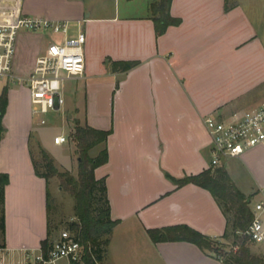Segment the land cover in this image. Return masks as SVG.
I'll return each mask as SVG.
<instances>
[{"label":"crops","instance_id":"1","mask_svg":"<svg viewBox=\"0 0 264 264\" xmlns=\"http://www.w3.org/2000/svg\"><path fill=\"white\" fill-rule=\"evenodd\" d=\"M152 1L122 13L95 10L84 0H0V19L32 14L83 27L85 72L71 78L86 82L85 114L80 120L75 107L68 118L111 131L108 160L95 169L97 178H105L111 218L117 220L105 263L224 264L189 241L153 242L147 229L184 223L222 237L226 218L213 195L192 183L177 186L173 178L210 167L206 115L227 118L264 97V35L239 1L172 0L171 14L181 22L157 36ZM43 37L32 31L17 38L15 73L33 69ZM23 49L29 54L26 67L19 62ZM114 61L136 64L123 70L114 68ZM18 91H26V119L15 114V124L8 125L0 142V172L9 174L5 230L0 231L4 264L24 261L26 252L38 250L47 237V182L35 173L31 139L40 137L48 151L61 146L53 138L62 131L51 135L34 125L29 91L23 86ZM11 93L8 89L7 108L16 104ZM62 157V162L72 160V152ZM221 166L252 197L264 185V144L224 158Z\"/></svg>","mask_w":264,"mask_h":264},{"label":"trees","instance_id":"2","mask_svg":"<svg viewBox=\"0 0 264 264\" xmlns=\"http://www.w3.org/2000/svg\"><path fill=\"white\" fill-rule=\"evenodd\" d=\"M172 0H153L150 3V17L154 22L156 35L163 34L171 25L181 22L179 17L173 16L170 11ZM136 61H114V68L127 70L133 67ZM8 105V88L5 86L0 93V142L6 131L3 122ZM111 131L98 129L87 123L82 124L75 120L69 133V139L74 143L78 156L77 174L70 170H60L54 159L41 148L45 160V171H41L38 162L33 156L35 173L45 178L47 182L46 206L48 216L47 237L42 240L41 247L46 250L51 243V227L49 214L51 210L49 179L56 176L61 180L63 188L75 199V216L77 220L71 221L69 226L84 244L83 264H105L107 246L117 220L111 218L110 204L107 196L105 178H97L95 169L107 162L108 150L106 140ZM102 144L95 155L90 150ZM177 186L192 183L207 189L219 204L226 218L225 231L222 237L234 235L232 245L236 249L222 250L217 245L215 238L199 230L181 223L163 227L148 228L147 233L153 242L183 240L196 244L202 250L215 255L224 264H264V254L253 252L250 241L246 236L236 233L244 230L250 223L252 214L249 199L239 190L227 170L222 166L208 167L197 173L181 178H173ZM9 182V174L0 172V231L5 230V188ZM3 244L0 243V247Z\"/></svg>","mask_w":264,"mask_h":264},{"label":"built area","instance_id":"3","mask_svg":"<svg viewBox=\"0 0 264 264\" xmlns=\"http://www.w3.org/2000/svg\"><path fill=\"white\" fill-rule=\"evenodd\" d=\"M72 22L68 19H51L40 15L24 14L15 21H0V78L26 87L30 95L32 118L45 124V114L57 112L64 103L63 80L81 77L85 72V32L79 23L72 35ZM21 29L33 32L54 33L51 40L36 57L33 69L27 74L14 72L16 43ZM204 124L210 136V166H221L224 158L240 156L247 149L264 144V97L257 104L234 111L227 118L209 114ZM68 136H54L56 144L67 141ZM252 218L244 230L237 234L246 236L256 244H264V185L249 199ZM234 249L237 246H233ZM84 244L71 228L60 230L58 236L44 250L27 251L25 259L17 264H83ZM0 264H4L0 258Z\"/></svg>","mask_w":264,"mask_h":264},{"label":"rangeland","instance_id":"4","mask_svg":"<svg viewBox=\"0 0 264 264\" xmlns=\"http://www.w3.org/2000/svg\"><path fill=\"white\" fill-rule=\"evenodd\" d=\"M86 4H90L93 6L95 10H114L115 8L119 9L122 13L124 12V9H126L127 6H130V8L138 7L140 9L143 8L145 4V0H84ZM228 2H241L247 10L251 13L252 17L256 20L257 24L261 27V33L264 35V0H227ZM229 4V3H228ZM0 21H5L1 20ZM72 33L76 32V28L78 23H72ZM27 32H32L30 30L21 29L18 34L19 37H23ZM44 35V43L47 44L51 40H54L57 38V35L54 33H42L38 32ZM264 37V36H263ZM27 49H23V56L19 59V62L21 65L26 67L28 65V53ZM89 82V81H88ZM85 81L83 80H77L74 78H69L63 80V86L61 89L62 96L64 98V103L59 108L58 112H48L45 114L46 123L45 124H38L37 119H33V124L36 126H40L42 128H48L50 134L52 135L53 132L61 130L63 134L69 135L71 132V128L73 126L74 120L68 118L69 114H72L74 112V108L78 107V113L77 117L80 118V120L84 119L85 114ZM7 86L8 89H10V92L12 94V98H16V104L11 105V107H8L5 112V122L4 124L6 129L9 125L11 126V123L13 125L15 124L14 118L15 114H18V117H20L22 120L26 119V112H27V103L28 98L26 94V91L19 92L20 85L12 82L11 80L7 78H0V93L2 89ZM77 89V90H76ZM76 90V91H75ZM13 118V122L11 119ZM3 138V137H2ZM40 137L35 139V137H32L31 139V147L33 156L38 162L39 169L41 171H45V160L41 152V148H43V145L40 143ZM71 140L69 139V136L67 138V141L62 143L61 146L56 148H50V150H45L47 153L54 159V164L60 169H67L71 171L72 174H77L78 170V156L74 148V152L72 149H69V144ZM72 143V142H71ZM5 144H10V140L8 139ZM6 148V147H4ZM99 150V147L96 146L90 150L91 155H95L97 151ZM70 151L72 152V160L66 159L64 162L60 161V158L62 155L69 156ZM61 155L60 158H57V155ZM56 155V157H55ZM63 158V157H62ZM49 192H50V201H51V210L49 214V221H50V227H51V238L54 239L58 236L60 230L65 228H70L69 224L71 221L77 220L75 216V199L74 197L66 191L62 184L61 180L56 177H50L49 179ZM158 186V185H157ZM234 235L230 234L228 237H214L217 245L222 248V250L229 251L230 249H234L232 243L234 240ZM250 248L253 252L257 253H263L264 254V244H256V243H249ZM107 258V255H106ZM105 262V261H104ZM106 264V263H105Z\"/></svg>","mask_w":264,"mask_h":264}]
</instances>
